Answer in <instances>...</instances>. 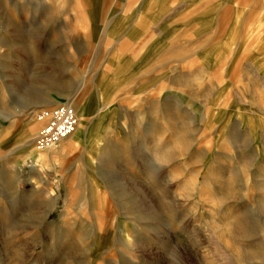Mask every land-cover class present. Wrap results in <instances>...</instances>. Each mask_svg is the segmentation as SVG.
<instances>
[{"label": "rangeland", "instance_id": "374dc122", "mask_svg": "<svg viewBox=\"0 0 264 264\" xmlns=\"http://www.w3.org/2000/svg\"><path fill=\"white\" fill-rule=\"evenodd\" d=\"M0 5V264H264V0Z\"/></svg>", "mask_w": 264, "mask_h": 264}, {"label": "built area", "instance_id": "2783aa9c", "mask_svg": "<svg viewBox=\"0 0 264 264\" xmlns=\"http://www.w3.org/2000/svg\"><path fill=\"white\" fill-rule=\"evenodd\" d=\"M3 23L0 15V32ZM39 120L43 123L36 138L38 149L50 148L73 134L79 124V116L73 104L61 103L39 110Z\"/></svg>", "mask_w": 264, "mask_h": 264}, {"label": "bare ground", "instance_id": "6f19581e", "mask_svg": "<svg viewBox=\"0 0 264 264\" xmlns=\"http://www.w3.org/2000/svg\"><path fill=\"white\" fill-rule=\"evenodd\" d=\"M2 1H3V0H1L0 4L2 3ZM4 1H5V0H4ZM3 3H5V2H3ZM5 6H6V5H5ZM5 8H6V7H5ZM7 10L9 11V14H11L9 8H7ZM0 14H1L2 17H4V18L6 17L7 20L10 21V16H9V14H8L7 12H5V14H4V12L1 10V5H0ZM16 29H17V28H16ZM16 31H17V36L20 37V35H21V34H20V33H21V30H20V29H17ZM0 37H1V35H0ZM22 38H24V37H22ZM20 42H21V40H20ZM20 48H21V47L18 46V49H17V50L20 51ZM69 104H70V103H69ZM80 126H83V124H82V125L80 124ZM79 128H80V127H79ZM78 130H79V129H78ZM80 131H81V129H80ZM80 131H79V132H80ZM62 141H63V140H62ZM60 152H61L60 149H53V150L50 149V150H48L46 153H47V155L49 156V153H51V155H56L57 153H60ZM51 157H53V156H50V157H46V156H44V157H43L44 159H42V160L40 161V163H42V164H43V163H46V161H47L46 159H49V158H51Z\"/></svg>", "mask_w": 264, "mask_h": 264}]
</instances>
